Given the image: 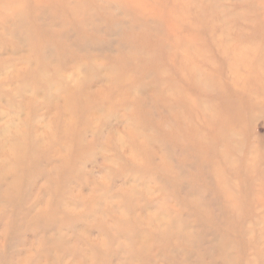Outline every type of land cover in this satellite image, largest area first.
<instances>
[{"label": "rangeland", "instance_id": "1", "mask_svg": "<svg viewBox=\"0 0 264 264\" xmlns=\"http://www.w3.org/2000/svg\"><path fill=\"white\" fill-rule=\"evenodd\" d=\"M0 264H264V0H0Z\"/></svg>", "mask_w": 264, "mask_h": 264}, {"label": "bare ground", "instance_id": "2", "mask_svg": "<svg viewBox=\"0 0 264 264\" xmlns=\"http://www.w3.org/2000/svg\"><path fill=\"white\" fill-rule=\"evenodd\" d=\"M28 140H29V142H30V145L31 146H33V139L30 137V136H28ZM24 142H26V139H24V137H23V140H22V142H20L17 146H16V149H20L21 147H22V144L24 143ZM33 152V149H31V150H27V151H25V152H23L24 154H26V155H30V152ZM24 154H22V155H24ZM22 155H21V157H22Z\"/></svg>", "mask_w": 264, "mask_h": 264}]
</instances>
